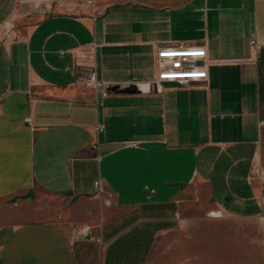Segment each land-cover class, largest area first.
<instances>
[{
    "label": "crops",
    "instance_id": "obj_1",
    "mask_svg": "<svg viewBox=\"0 0 264 264\" xmlns=\"http://www.w3.org/2000/svg\"><path fill=\"white\" fill-rule=\"evenodd\" d=\"M172 45L206 47L205 82L156 88ZM1 199L53 209L0 226V264H146L202 217L264 218V0H0Z\"/></svg>",
    "mask_w": 264,
    "mask_h": 264
},
{
    "label": "rangeland",
    "instance_id": "obj_2",
    "mask_svg": "<svg viewBox=\"0 0 264 264\" xmlns=\"http://www.w3.org/2000/svg\"><path fill=\"white\" fill-rule=\"evenodd\" d=\"M45 198L59 209L61 201ZM49 207L1 199L0 226L52 217ZM155 245L146 264H264V218L202 217Z\"/></svg>",
    "mask_w": 264,
    "mask_h": 264
},
{
    "label": "built area",
    "instance_id": "obj_3",
    "mask_svg": "<svg viewBox=\"0 0 264 264\" xmlns=\"http://www.w3.org/2000/svg\"><path fill=\"white\" fill-rule=\"evenodd\" d=\"M93 3L94 0H87ZM252 44L259 49L256 40H251ZM208 53L205 46L198 45H172L158 48L156 52L157 78L153 84L158 88L163 83H177L181 85H191L205 82L208 79ZM96 73L81 81L86 87L108 94V85L98 79ZM101 129L104 124H99ZM91 227L84 225L79 233L88 236Z\"/></svg>",
    "mask_w": 264,
    "mask_h": 264
},
{
    "label": "water",
    "instance_id": "obj_4",
    "mask_svg": "<svg viewBox=\"0 0 264 264\" xmlns=\"http://www.w3.org/2000/svg\"><path fill=\"white\" fill-rule=\"evenodd\" d=\"M111 92H136L137 88L135 85L124 87L123 89H118L117 87H112L108 89Z\"/></svg>",
    "mask_w": 264,
    "mask_h": 264
},
{
    "label": "bare ground",
    "instance_id": "obj_5",
    "mask_svg": "<svg viewBox=\"0 0 264 264\" xmlns=\"http://www.w3.org/2000/svg\"><path fill=\"white\" fill-rule=\"evenodd\" d=\"M147 86L145 85V84H139V89L140 90H143V89H145Z\"/></svg>",
    "mask_w": 264,
    "mask_h": 264
}]
</instances>
